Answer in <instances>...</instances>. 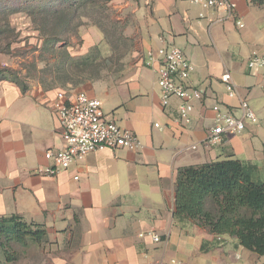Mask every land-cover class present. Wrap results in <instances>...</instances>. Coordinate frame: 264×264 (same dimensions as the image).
<instances>
[{"label":"crops","instance_id":"0c3cea01","mask_svg":"<svg viewBox=\"0 0 264 264\" xmlns=\"http://www.w3.org/2000/svg\"><path fill=\"white\" fill-rule=\"evenodd\" d=\"M234 2L236 15L227 17L191 0H124L121 8L128 9L131 20L123 35L131 47L119 75L83 88L30 83L21 90L0 80V217L15 214L46 232L40 245L19 250L15 259L7 260L0 248V264H154L178 253L200 254L213 264H264V255L239 245L235 237L174 215L179 167L238 159L252 167V180L264 181V87L260 70L247 66L253 53H264V0ZM96 38L81 51L68 49L73 55L84 53L103 40L100 30ZM108 42L109 58L114 49ZM170 43L192 64L188 83L204 91L185 128L153 125L170 121L143 56L149 48ZM7 62L0 53V66ZM224 72L231 75L233 95L220 80ZM60 89L98 97L109 116L135 133L140 147L98 149L53 177L40 173L49 163L44 152L64 145L51 108ZM240 99L249 102L257 121H247L240 133L216 144L206 143L214 125L213 104L238 114ZM177 102L172 99L171 109Z\"/></svg>","mask_w":264,"mask_h":264},{"label":"trees","instance_id":"16d2710c","mask_svg":"<svg viewBox=\"0 0 264 264\" xmlns=\"http://www.w3.org/2000/svg\"><path fill=\"white\" fill-rule=\"evenodd\" d=\"M109 1L0 0V53L11 54L18 32L10 17L23 12L42 38L40 51L54 60L51 72L59 75L53 84L42 87L75 84V80L82 78L90 67L95 68L93 78L99 79L101 64L94 62L96 56L71 54L69 38L81 25L79 9ZM10 2H15L16 6ZM102 58L105 66L108 65L106 60H112V56ZM17 73L8 66L0 67V80L11 81L24 90L27 84L18 80ZM251 171L250 165L238 159L179 167L175 181L174 215L190 219L216 235L235 237L239 245L264 255V181L252 180ZM26 237L42 242L46 232L40 225L26 222L15 214L0 217V248L7 260L15 259L18 254L11 250L10 242H23Z\"/></svg>","mask_w":264,"mask_h":264},{"label":"built area","instance_id":"2783aa9c","mask_svg":"<svg viewBox=\"0 0 264 264\" xmlns=\"http://www.w3.org/2000/svg\"><path fill=\"white\" fill-rule=\"evenodd\" d=\"M206 9L223 12L227 17H234V0H191ZM239 27L243 26L236 20ZM143 64L156 77L155 83L160 91V105L167 112L169 124L154 122L155 127L176 126L185 128L193 120L194 102L203 98L204 91L198 86L190 85L188 79L192 72V64L185 52L177 45L170 43L149 48L143 56ZM250 69L261 72L264 87V53H253L247 59ZM221 82L229 95L235 94L234 84L229 72L220 76ZM172 99L178 102L171 109ZM51 108L57 117L60 135L64 145L58 149H48L44 158L49 162L39 172L53 177L62 170L68 169L77 159L102 148H127L136 150L140 141L131 130L121 127L114 117L104 110L102 101L83 90L67 95L64 90H57L51 102ZM214 112V125L208 132L205 142L216 144L223 136L235 135L244 130L246 122H256L257 116L246 99H240L239 113L215 103L211 107ZM195 148V145L190 146ZM74 178H77L74 176ZM154 241H159L155 233H148ZM154 264H185L177 257L159 260Z\"/></svg>","mask_w":264,"mask_h":264},{"label":"rangeland","instance_id":"374dc122","mask_svg":"<svg viewBox=\"0 0 264 264\" xmlns=\"http://www.w3.org/2000/svg\"><path fill=\"white\" fill-rule=\"evenodd\" d=\"M123 1L115 0L105 4L87 5L79 9L78 16L81 18V25L77 28V32L69 38V48L74 51L81 49L84 45L91 44V41H95L98 30L103 33V40L97 44L98 47L88 48L84 53L76 54L78 56H96L94 62L98 65L101 64L99 79L119 75L120 71L125 69V60L129 59L131 43L123 34L125 26L131 18H127V15L129 16L128 9L121 8ZM132 1L135 3L137 0ZM10 4L16 6L15 2H10ZM10 22L18 32V36L12 44L11 54L1 53L7 56L8 65L6 66L16 70L18 80L27 85L30 83H38L41 86L53 84L58 80L59 75L50 70L54 60L49 59L48 55L40 51L42 38L38 30L23 12L14 13L10 17ZM106 40L111 42L112 47H114V52L111 53L113 63L107 66L101 62L103 56L110 54L106 52ZM95 75V68L90 67L82 75V78L85 79L76 77L75 84L72 82L67 85L72 87L77 85L79 88H83L87 83L97 80L93 78ZM40 244L41 241L26 237L23 242L11 241L9 246L11 250L19 252V250ZM175 256L185 264H213L211 260H207V257L203 258V255L200 254L189 257L178 253Z\"/></svg>","mask_w":264,"mask_h":264}]
</instances>
